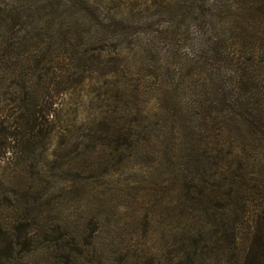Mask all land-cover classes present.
Segmentation results:
<instances>
[{
	"label": "rangeland",
	"instance_id": "1",
	"mask_svg": "<svg viewBox=\"0 0 264 264\" xmlns=\"http://www.w3.org/2000/svg\"><path fill=\"white\" fill-rule=\"evenodd\" d=\"M0 5V264H264V0Z\"/></svg>",
	"mask_w": 264,
	"mask_h": 264
},
{
	"label": "trees",
	"instance_id": "2",
	"mask_svg": "<svg viewBox=\"0 0 264 264\" xmlns=\"http://www.w3.org/2000/svg\"><path fill=\"white\" fill-rule=\"evenodd\" d=\"M0 11H1V5H0Z\"/></svg>",
	"mask_w": 264,
	"mask_h": 264
}]
</instances>
